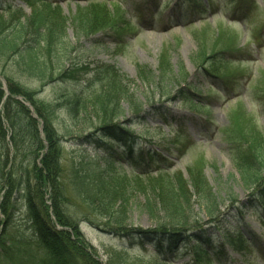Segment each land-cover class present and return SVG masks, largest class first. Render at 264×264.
<instances>
[{
  "label": "rangeland",
  "instance_id": "obj_1",
  "mask_svg": "<svg viewBox=\"0 0 264 264\" xmlns=\"http://www.w3.org/2000/svg\"><path fill=\"white\" fill-rule=\"evenodd\" d=\"M173 1L177 2L54 0L60 10L53 12L52 17L45 7L37 5L34 8L35 12L49 17L52 27L64 28L65 42L68 40L75 46L76 52L71 54V58L83 64L80 82L74 87L76 99L86 104L101 99V86L92 77L97 70L106 72L111 67L122 78L134 82L136 99L140 102H144L145 97L152 99L153 110H146L150 112L142 120H133L123 104L125 113L118 123L121 125L128 121L133 127L130 133L144 153L151 151L160 156L162 162L151 166L148 176L137 179L135 175L139 170L117 164L112 156L119 154L120 149L104 157L99 152L93 162L96 166L86 169L79 163L82 161L79 154L87 149L92 160L95 155L86 146H74L73 141L87 134L86 127L91 128L90 125H96L97 121L86 117L79 121L78 116H74V107L72 112L68 107V101L73 98L68 94L71 88L66 84L42 86L30 79H22L20 84L34 93L36 103L46 107L47 116L52 118L57 134L62 137L60 179L68 189L67 208L82 220L80 232L96 251L100 264H163V258H156V250L149 246L123 251L119 248L121 243L118 239L84 222L90 211L77 191L71 188V183L75 185L74 182L79 183L80 179L86 190L91 192L100 179L106 188L110 179L120 177L121 191L131 204L128 225L143 230L154 226L155 216L146 208V201L152 199L154 203L155 194H161L163 202L167 201L169 190L178 179L184 182L190 194L195 187L205 186L219 199L218 213L209 218L202 204L192 196L184 218L193 228H201L200 233L194 229L195 239L200 235L207 239L216 237L215 248L201 254L198 261H193L192 256L180 250L164 254L163 257H168V264H214L213 251L221 245L226 254L215 264H264V213L260 212L264 197L254 196L256 191L264 189V167L250 168L254 166L252 153L257 151L258 143L264 141V0L243 2L247 8L241 9L246 18L238 20V23L229 21L227 17L234 3L240 0H196L203 6L208 2L217 8L222 5L221 10L215 14L206 10L204 15L188 23H168L167 15L174 6ZM5 5L11 11L0 14V19L16 17L19 13L29 17L33 12L27 0H5ZM132 6L137 8L131 13ZM158 11L161 16L155 17ZM129 14L139 27L125 32L124 24L129 21ZM254 36L259 39L255 40ZM139 67L158 77L157 90L145 87L138 79ZM163 71L170 75L166 80L161 77ZM129 81L125 86L132 88ZM0 84V89L6 94V87ZM16 100L22 102L31 117L37 120L29 103H24L21 98ZM165 115L171 117L168 126L161 123V116ZM238 118L241 121L238 122ZM41 128L40 124V132ZM8 149L11 156L10 144ZM2 151L5 152L0 144ZM237 163L255 172L251 182L256 177L258 185H246L241 180L235 167ZM16 207L19 210L15 215L14 232L4 239L11 260L0 264H37L40 250L27 229L28 214L21 202H16ZM152 209L155 213L158 207L153 205ZM157 217L161 218V215L157 213ZM221 236L240 240L249 247L236 252Z\"/></svg>",
  "mask_w": 264,
  "mask_h": 264
},
{
  "label": "trees",
  "instance_id": "obj_2",
  "mask_svg": "<svg viewBox=\"0 0 264 264\" xmlns=\"http://www.w3.org/2000/svg\"><path fill=\"white\" fill-rule=\"evenodd\" d=\"M243 2L247 0L237 1L234 5L243 7L245 6ZM27 5L33 11L31 16L24 17L19 13L16 17L0 19V78L5 82L8 93L6 96L0 89V144L5 150L0 152V263L11 260L4 239L14 232L15 215L19 210L16 202H21L28 214L27 229L40 250L37 264H100L96 251L80 232L79 223L82 220L72 215L67 208L68 189L60 179L62 137L57 134L52 118L47 116L46 107L36 103L33 99L34 93L25 90L20 81L30 79L42 86L54 83L55 86L66 84V87H70L71 91L68 94L73 98L68 101V107H71V112L74 107L72 112L74 116H78L79 121H83L85 117L97 121L96 125H90L91 128L86 127L87 134L73 141L74 146L81 148L86 146L95 155L92 160L88 150L85 149L79 154L82 160L79 163L85 165L86 169H91L99 152L102 153L101 157L109 156L112 154V149L120 145L124 151L119 159L140 171L135 175L137 179H140V176H148L151 166H158L162 161L159 155L151 151L144 153L139 149L137 153L132 152L135 139L130 132L133 127L128 121L121 124L123 127L118 123L125 113L123 104L133 120H142L147 116V112H150L146 110H153V101L147 97L144 98V102L136 99L134 82L122 78L113 67L106 72L97 70L92 77V80L101 86V99L93 100L90 104L76 99L77 91L74 87L80 80L83 64L74 62L71 58V54L76 52L75 46L73 47L68 40L65 42L67 36L64 28L52 27L47 15L34 11L35 6H43L48 10L47 14L52 17L53 12H59V7L52 8L50 0H27ZM186 6L193 8L198 14H204V6L196 0L187 1ZM211 8L213 7L210 6ZM7 10L5 0H0V14L9 13L10 11ZM124 26L125 32L131 28L128 23ZM101 74L104 76L101 77ZM136 75L146 85L145 87H153L157 90L160 81L146 68H137ZM167 76H170L168 72L161 73L162 79L166 80ZM104 79L107 81H103ZM127 81L133 86L132 88L125 86ZM17 98H21L24 103L27 102L33 107L37 120L31 117L26 106L16 100ZM161 120L168 125L167 115L161 116ZM236 120L239 122L241 118ZM39 123L42 127L41 132ZM7 138L9 142L6 141ZM261 143H258L257 151L251 155L254 164L251 169L264 167V141L261 140ZM8 144L12 147L11 156ZM235 167L246 185L249 183L258 185L259 179L256 177L251 182L256 174L250 168L238 163ZM74 183L76 184L71 183L72 190L77 191L87 210L90 211L84 222L118 239L121 250L144 249L149 246L156 250V258H163L161 259L163 264H168V260L163 257L164 254L172 253L177 249L185 252L187 256H192L193 261H198L201 254L207 253L206 248L209 247L207 237L200 235L195 239L194 229L195 232L200 233L201 228L195 226L193 228L184 218V214L189 210L192 196L196 198V202L202 204L209 218L212 219L216 212L218 213L216 208L219 199L205 186L195 187L193 195L192 192L189 193L184 182L178 179L177 184L174 183V187L169 190L167 201L163 202L161 194L160 196L155 194L154 203L152 199L146 201V208L155 216L154 226L143 230L128 225L131 204L121 191L120 177L110 179L106 188L105 183L100 179L99 184L94 186L91 192L86 190L81 179L79 183ZM80 188L84 190L81 191ZM109 189L110 192L107 191ZM256 193L255 198L264 197V189ZM153 205L158 207L155 213H153ZM157 213L161 218L157 217ZM192 223L197 224L196 221ZM225 243L236 252L248 249L237 239L230 240L227 237Z\"/></svg>",
  "mask_w": 264,
  "mask_h": 264
}]
</instances>
